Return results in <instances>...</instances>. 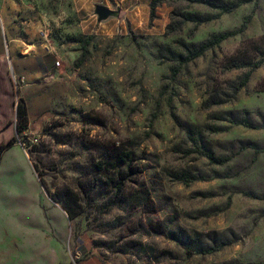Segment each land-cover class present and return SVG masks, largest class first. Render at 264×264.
Listing matches in <instances>:
<instances>
[{
  "label": "rangeland",
  "instance_id": "374dc122",
  "mask_svg": "<svg viewBox=\"0 0 264 264\" xmlns=\"http://www.w3.org/2000/svg\"><path fill=\"white\" fill-rule=\"evenodd\" d=\"M23 1L40 11L67 81L21 152L31 168L1 169L0 264H72L92 254L114 264H264V0L167 36L169 2L151 20L150 0ZM97 5L118 14L100 21ZM252 11L243 32L182 64L174 80V63L155 56L160 43L176 48V39L236 29ZM240 55L261 64L236 90L250 70L234 68ZM213 94L225 103L204 109ZM243 118L249 126L237 123ZM204 149L229 159L218 163ZM62 187L82 197L73 219L52 196ZM165 228L199 234V244L229 242L188 255Z\"/></svg>",
  "mask_w": 264,
  "mask_h": 264
},
{
  "label": "crops",
  "instance_id": "0c3cea01",
  "mask_svg": "<svg viewBox=\"0 0 264 264\" xmlns=\"http://www.w3.org/2000/svg\"><path fill=\"white\" fill-rule=\"evenodd\" d=\"M130 3L134 4V0ZM135 8L130 9L129 16L133 17ZM39 15L38 9L23 0H0V147L15 138L1 153L0 174L3 167L8 175L31 168L18 142V99L25 100L29 122L22 134L33 136L39 133L53 107L65 96L67 80L60 68V56L42 31ZM6 190L5 176L0 183L3 198H6ZM79 264L114 263L92 254Z\"/></svg>",
  "mask_w": 264,
  "mask_h": 264
},
{
  "label": "trees",
  "instance_id": "16d2710c",
  "mask_svg": "<svg viewBox=\"0 0 264 264\" xmlns=\"http://www.w3.org/2000/svg\"><path fill=\"white\" fill-rule=\"evenodd\" d=\"M164 2H169L173 5V8L170 12L169 22L165 27L164 35L167 36V35L179 34L182 31L184 25L187 23H193L195 25L204 24L218 18L223 13L233 11L234 9L245 3H249V2L256 3L257 0H150L149 17L151 20H153L156 17V9ZM178 3L203 6L206 7L209 11H204V12L181 11L177 6ZM210 11H217V13H212ZM252 15H253V11L243 20L241 25L236 29L223 30L216 33H212L208 37L198 41L186 42L181 38L176 39L175 40L176 48L160 43L157 45V51L155 56L160 63L163 61H171L174 63L170 67V75H169L170 79L174 80L177 74L179 73L182 64L200 57L206 51L212 49L222 41L243 32L247 28V25ZM89 42H90L89 38H87V40H84L85 51H86V46L89 44ZM235 59L237 61H235V64L233 65L234 68L245 67V66L250 67V70L244 74L241 83L235 86V89L238 90L244 87V85L250 78L251 71L260 66L261 60H258L254 63L244 62V59L246 58L242 57L241 55L236 56ZM168 101L170 102L171 99L169 98ZM225 101L226 100L224 98H220L217 95L213 94L207 96L204 99L202 103V107L204 109H209L213 106H219L221 104H224ZM16 115H17V123H16L17 133L21 135L24 131L28 129V123H29L27 117L26 103L22 97H20L16 103ZM237 123H240L244 126H249V122L245 118L242 119V122L237 121ZM14 141L15 138L9 140L6 144H3L0 147V157L2 151L5 148L9 147ZM203 151L209 159L211 160L214 159V161H218V163L225 162L229 159L227 157L214 158L211 152L207 151L206 149H204ZM121 159L123 163L129 164V162H127V159L125 157ZM128 167L131 168L130 165ZM126 172L127 171L123 173V177L125 179H127V176H125ZM183 179L185 181H189L187 177H184ZM78 187L81 193H84V195H87L89 193V189H85L81 185V182L78 183ZM52 196L56 201H59L61 203L69 219L75 218L82 211V206H81L82 197L79 196L75 191L70 190L68 187H62L57 189L52 194ZM163 231L166 233L168 237L176 240L180 245H182V247L184 248V250L188 255L211 253L214 251H218L229 242L214 238L211 243L206 242L203 244H199V242L201 241V237L199 234H195L191 236L186 232L179 233L178 231L173 230L172 228H165Z\"/></svg>",
  "mask_w": 264,
  "mask_h": 264
},
{
  "label": "built area",
  "instance_id": "2783aa9c",
  "mask_svg": "<svg viewBox=\"0 0 264 264\" xmlns=\"http://www.w3.org/2000/svg\"><path fill=\"white\" fill-rule=\"evenodd\" d=\"M56 65H59V62L56 61ZM36 141H37L36 135L29 136L27 134H22L21 136L18 137V142L24 151H27L28 147L33 145V143H35ZM77 259L78 256H76V258L74 257V259L72 260V264H79Z\"/></svg>",
  "mask_w": 264,
  "mask_h": 264
},
{
  "label": "water",
  "instance_id": "95a60500",
  "mask_svg": "<svg viewBox=\"0 0 264 264\" xmlns=\"http://www.w3.org/2000/svg\"><path fill=\"white\" fill-rule=\"evenodd\" d=\"M95 13L100 21L108 18L109 16H116L118 14L115 10H111L106 5H97L95 7Z\"/></svg>",
  "mask_w": 264,
  "mask_h": 264
}]
</instances>
